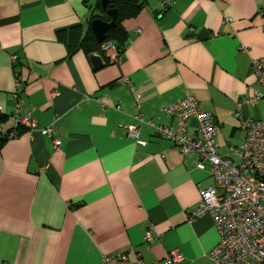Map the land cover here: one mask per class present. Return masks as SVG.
I'll list each match as a JSON object with an SVG mask.
<instances>
[{
    "label": "crops",
    "instance_id": "0c3cea01",
    "mask_svg": "<svg viewBox=\"0 0 264 264\" xmlns=\"http://www.w3.org/2000/svg\"><path fill=\"white\" fill-rule=\"evenodd\" d=\"M143 1L121 23L122 61L101 57L96 66L90 55L98 52L71 43L93 33L101 0H0L3 128H12L18 74L23 107L38 127L58 115L60 141L24 127L6 140L0 133V264H137V252L146 264H168L172 249L179 264H213L212 218L187 219L198 189L212 182L207 163L198 168L196 153L183 155L147 124L138 144L125 126L138 112L175 126L163 108L190 94L217 124L220 153L233 157L230 146L244 137L235 103L263 90L250 61L264 56V0H175L166 9ZM243 113L264 119V100ZM148 223L154 239L146 244ZM113 253L127 259H105Z\"/></svg>",
    "mask_w": 264,
    "mask_h": 264
},
{
    "label": "built area",
    "instance_id": "2783aa9c",
    "mask_svg": "<svg viewBox=\"0 0 264 264\" xmlns=\"http://www.w3.org/2000/svg\"><path fill=\"white\" fill-rule=\"evenodd\" d=\"M174 1L160 0L162 9L170 7ZM101 50L109 63L122 61V49L113 41L105 40ZM12 59L15 60V56ZM250 69L263 90H254L251 95L235 103L234 116L244 130V137L237 145L230 146L233 157L220 153L214 139L217 124L210 113L200 110L198 101L190 94L163 108L165 114L175 118V126L156 124L144 119L140 112L132 116L136 124L125 126L128 137L138 144H144L139 140V125L147 124L156 135L173 142L183 155L196 153L200 158L198 168L204 169L207 163L212 182L198 189V206L187 215V219L191 222L204 214L212 218L219 234V240L208 251L213 264H264V119L243 113L244 106H255L264 100V56L251 58ZM120 81L130 85L126 77ZM23 86L24 81L16 74V101L8 117L12 121V128L4 130L5 116L0 107V133L8 138L15 137L18 128L24 127L31 135L40 133L47 136L54 146L59 145L58 115H54L47 126L38 127L31 117V111L23 107L24 102L20 98ZM52 94L56 95L57 90ZM115 109L119 110L120 106L116 105ZM192 119L195 121L194 136L187 133L188 123ZM153 239L154 227L148 223L143 242L148 244ZM136 256L137 264H146L139 252ZM105 259L125 261L127 257L123 253H113ZM182 260L183 255L178 249L170 250L165 258L168 264H179ZM153 262L156 263L155 260Z\"/></svg>",
    "mask_w": 264,
    "mask_h": 264
},
{
    "label": "trees",
    "instance_id": "16d2710c",
    "mask_svg": "<svg viewBox=\"0 0 264 264\" xmlns=\"http://www.w3.org/2000/svg\"><path fill=\"white\" fill-rule=\"evenodd\" d=\"M144 1L143 0H108V7H113L117 9L116 16V25L107 31L106 37L103 41L99 42L94 34L89 30L77 44L71 43L74 48L80 46L87 53L98 52L99 55L103 58L105 63H109L103 51L101 50V45L105 40L113 41L119 48L122 49V53L124 51L123 43L127 39V34L125 33L121 23L124 19L134 16L138 13V11L142 8ZM100 10V13L94 14L92 19L95 17H101L104 20H109L108 15H106L105 10L102 9L101 2L98 3L97 6ZM91 19V20H92ZM78 45V46H77ZM73 48V49H74ZM4 119V118H3ZM8 137L6 135H2V140H6Z\"/></svg>",
    "mask_w": 264,
    "mask_h": 264
},
{
    "label": "water",
    "instance_id": "95a60500",
    "mask_svg": "<svg viewBox=\"0 0 264 264\" xmlns=\"http://www.w3.org/2000/svg\"><path fill=\"white\" fill-rule=\"evenodd\" d=\"M102 9L105 10L106 15H108L109 20H104L101 17H95L91 20V29L95 38L101 42L105 39L106 33L111 28L116 25L117 9L113 7H108V0H101ZM92 63L96 66L102 64V59L99 54L92 53L90 55Z\"/></svg>",
    "mask_w": 264,
    "mask_h": 264
}]
</instances>
